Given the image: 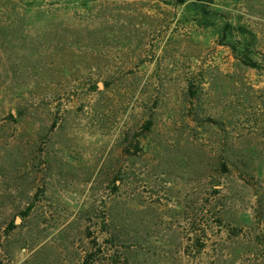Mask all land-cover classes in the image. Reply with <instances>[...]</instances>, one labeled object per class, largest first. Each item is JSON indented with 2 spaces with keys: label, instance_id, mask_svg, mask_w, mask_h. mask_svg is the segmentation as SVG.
Masks as SVG:
<instances>
[{
  "label": "rangeland",
  "instance_id": "obj_1",
  "mask_svg": "<svg viewBox=\"0 0 264 264\" xmlns=\"http://www.w3.org/2000/svg\"><path fill=\"white\" fill-rule=\"evenodd\" d=\"M114 263L264 264V0H0V264Z\"/></svg>",
  "mask_w": 264,
  "mask_h": 264
},
{
  "label": "trees",
  "instance_id": "obj_2",
  "mask_svg": "<svg viewBox=\"0 0 264 264\" xmlns=\"http://www.w3.org/2000/svg\"><path fill=\"white\" fill-rule=\"evenodd\" d=\"M185 2H187V0H180V3L181 4H183V3H185ZM223 44H226V45H228V46H230V47H232V49L233 50H235V51H237V50H239V48L238 47H236L235 46V44L233 43V42H228V43H223ZM243 48H245V50L244 49H242L243 51H246V50H250V45L248 44V43H244L243 45ZM253 62V61H252ZM250 66H252V67H254V68H260V66L258 65V63H251L250 64ZM24 216H27V215H25V213H24ZM11 227L9 228V231H11V229H13L14 227H15V225L14 224H12V225H10ZM115 264V263H114Z\"/></svg>",
  "mask_w": 264,
  "mask_h": 264
}]
</instances>
